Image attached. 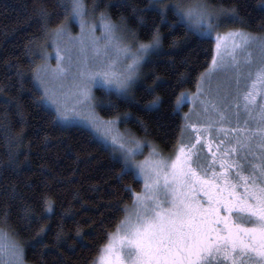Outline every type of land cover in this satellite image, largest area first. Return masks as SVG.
I'll return each instance as SVG.
<instances>
[{"label":"snow or ice","instance_id":"obj_1","mask_svg":"<svg viewBox=\"0 0 264 264\" xmlns=\"http://www.w3.org/2000/svg\"><path fill=\"white\" fill-rule=\"evenodd\" d=\"M57 7L67 21L79 24L80 31L73 35L62 22L49 32L51 14L44 7L37 8L57 61L33 69L34 87L41 91L39 99L54 107L53 120L86 111L92 128L103 131L110 140L120 174L144 181L139 192L126 186L132 196L131 205L121 209L123 216L114 230L105 233L106 242L99 246L90 264H264V105L254 112L257 93H264V62L249 73L250 83L243 93L244 110L261 127L241 129L234 142L221 140L213 151V141L203 137L193 124L196 140L202 143L181 142L174 155L166 157L146 140L126 136L115 127L118 120L128 119L129 113L106 121L98 117L95 103L113 105L111 100L97 102L93 94V86H99L106 96L131 99L129 92L142 62L149 53L162 48L159 26L151 30L147 41L137 43L133 49L126 42V29L104 11L98 17L101 35L95 34L97 24L88 18L85 0H58ZM96 7L94 0L92 10ZM150 8L159 13L161 21L167 22L171 15L172 25H182L185 31L201 38L215 33L213 62L206 71L219 67V62L229 56L237 63L238 53L250 50L252 44L264 52V35L227 27L229 22L243 20L237 6L226 0H156ZM136 36L133 32V42ZM41 55L47 61L50 54ZM69 76L71 83L67 82ZM147 91L150 93L152 88ZM185 95L182 92L177 96L176 103ZM160 103L161 98L154 95L144 102L143 109L152 110ZM247 132L252 134H243ZM224 134L227 136V131ZM256 137L260 142L254 152ZM146 146L149 154L136 160ZM205 147L208 152L203 151ZM53 207L44 197V213ZM22 211L26 218H32L31 208ZM8 213V209L0 213V224L7 225ZM13 231L0 228V264H25L24 247ZM43 231L44 226L37 230V238Z\"/></svg>","mask_w":264,"mask_h":264},{"label":"trees","instance_id":"obj_2","mask_svg":"<svg viewBox=\"0 0 264 264\" xmlns=\"http://www.w3.org/2000/svg\"><path fill=\"white\" fill-rule=\"evenodd\" d=\"M57 2L0 0V213L9 210L7 225L0 224V228L14 230L15 239L24 247L26 264H90L106 242L105 233L114 230L123 216L121 209L132 201L126 186L139 192L141 181L131 174L121 175L110 147L87 128L53 120L55 113L39 99L41 92L34 87L32 75L48 36L36 10L44 7L51 14L50 32L66 21ZM93 2L85 0L89 14L106 12L112 21L123 22L135 32L141 42L159 26L162 48L141 65L129 92L131 99L106 96L97 89V102L111 100L113 106L96 105L107 118L129 113L120 126L170 154L182 128L176 98L195 89L212 58L213 41L172 25L171 15L167 22L161 21L150 8L152 0H95L94 11ZM226 2L237 6L243 20L229 22L228 28L264 35V0ZM154 95L161 103L144 110V102ZM44 197L54 205L47 214ZM24 207L32 209L31 219L24 216ZM42 226L44 231L37 238Z\"/></svg>","mask_w":264,"mask_h":264},{"label":"rangeland","instance_id":"obj_3","mask_svg":"<svg viewBox=\"0 0 264 264\" xmlns=\"http://www.w3.org/2000/svg\"><path fill=\"white\" fill-rule=\"evenodd\" d=\"M152 1L156 2V0ZM164 1L165 0H159L160 3ZM98 17L99 14L96 16H92L88 13V18L90 20H94L97 24L95 28V34L97 36L101 35V28L99 27ZM65 23L67 24L68 29L73 35L80 31V26L77 22L66 20ZM117 24L121 25L124 29H126V42L131 44L132 48L134 49L136 47V44L141 41L135 38V42H133V32L129 31L123 22H117ZM210 39L213 41L214 52L215 33L212 34ZM101 44H103V41H101ZM40 47L41 49L38 56L40 61L39 63H37L36 67L44 63L55 65L57 63L55 58L56 51L55 48L52 46L50 39L47 38L46 45ZM41 52H47L50 54L48 56L47 61H45L44 57L41 55ZM89 55L91 56V53H89ZM73 59H75V57H73ZM237 61V63H233L231 57L229 56L227 59L219 62V67L211 69L210 71H204L202 73L204 75L202 76L201 74L195 89L190 93L184 92L186 93L184 99L179 104L176 103V109L177 111H179L182 118V128L179 140L174 150L170 154L162 153L154 143L147 141L149 143V146L156 148L158 152H160L163 156L167 157L170 155H174L178 144L181 142L202 143L196 140L197 131L192 128V125L196 124L199 128L200 134L207 140L213 141V151H215V145L221 140H224L226 142H234L237 137V134L240 133L241 129H256L261 127L259 121L250 117L249 114L244 110L243 93L247 91V85L250 83L249 73H254L257 66L261 62H264V52H261L260 48H258L256 44H252L250 46V50L245 49L243 52L238 53ZM212 62L213 54L206 70L210 69V65H212ZM138 78L139 75L137 79ZM67 82L71 83L70 76ZM97 89L101 88L99 86H93V94L96 101ZM43 102L55 113V109L50 103H48L47 101ZM261 105H264V93H257V103L255 105L254 112L258 113L260 111ZM68 107L69 109H71V103L68 104ZM94 112L98 117L105 121L110 118H114H107L100 115L96 103L94 105ZM185 114L188 115L186 116ZM87 116L88 113L86 111H82L80 115H70L67 118L58 119V121L63 124H76L87 128L94 134V136L99 141L110 147L111 151L113 152L110 140H107L105 138L103 131H96L92 128L89 121L87 120ZM119 122L120 120L117 121L115 127L121 133H124L126 136L132 135L130 132L122 128ZM232 129H237V132H232ZM225 131H227V136H225L224 134ZM243 134L251 135L252 133L247 132ZM259 142L260 141L258 137L253 140L254 152L257 150L255 146L258 145ZM225 147H227V143L225 144ZM203 151L208 152V149L205 147ZM148 154L149 147L146 146L143 148V151L138 154L135 158L136 160H143ZM138 179L141 181L142 188L144 181L142 178ZM129 205H131V203Z\"/></svg>","mask_w":264,"mask_h":264}]
</instances>
